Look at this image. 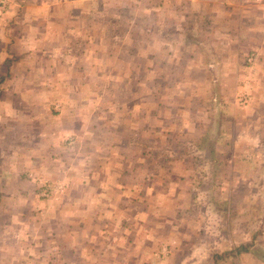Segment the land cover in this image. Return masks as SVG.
<instances>
[{"label": "crops", "instance_id": "crops-1", "mask_svg": "<svg viewBox=\"0 0 264 264\" xmlns=\"http://www.w3.org/2000/svg\"><path fill=\"white\" fill-rule=\"evenodd\" d=\"M7 1L0 0V12ZM9 1L10 8L5 12L7 20H0V151L6 149L5 155L0 152V158L4 156L5 164H10L19 156L14 146V138L31 140V144L34 141H43L44 148L49 153L44 158L46 165L44 171H47L45 173L47 177L43 183V188L48 194L42 199L48 203V210L54 211L49 221L55 220L57 225H61L57 227L55 222L44 228L42 235L45 236V242L43 241L42 247L37 246L41 251H38L37 247L36 250L34 247L11 248L12 260L6 264H16L13 260L15 258L18 264H97L101 260L87 259V252L97 236L108 235L99 231L101 228H92L89 223L93 219L100 220L101 217L108 222L105 224V232L108 228L113 232V226L125 229L130 226L127 220L136 218L142 230L136 236V241L126 234L127 231L119 234L121 240L127 242L125 246L121 244V252H129L135 248L139 252L150 254L154 250L153 246H150L151 236L149 233H143L146 232V224L158 221L157 216L162 212V196L165 195L160 189L163 178L158 177V168L152 167V164L146 167L144 163L145 157H155L159 151L157 148L147 147L140 142L141 140L157 141L161 139L159 136L163 135H169L171 138L174 130L177 131L179 125H183L185 148L170 149L166 151V156L181 155L188 160L189 155H195L199 150L204 153L202 147L204 143L199 142L195 146V135L193 131L191 132L193 129L191 125L202 122L198 134L199 139L205 141L210 139L207 133H203L205 129L215 126L217 132L224 130L230 133L227 135L230 139L228 143L234 145L241 137L239 130L243 121L247 120L249 125L252 123V126H255L253 134L245 133V138L250 139L252 136L253 140L250 142L248 157L261 154L257 147L263 135L256 128L264 126V120L260 119L257 122V125H260L257 126L254 114L255 108H264V101L259 98L258 103L255 101L254 104H257L251 109L247 102L248 94L241 93L239 86V75L243 70L242 59L245 58V47L241 46V43H253L254 27L249 24L247 28L246 23L247 18L250 22L248 13H252V10L257 13L261 8L258 6V0H153V3L152 0H143L144 2L141 1L140 4H137L138 0H114L112 4L117 5L116 7L107 4H110L107 11L113 13L110 21L99 17V10L95 5H85L84 2L87 0H60L55 4L50 0L44 3L43 0ZM79 1H82L81 5L77 3ZM95 1L98 6L104 4L103 1ZM213 1H216L217 5H212ZM78 5L79 9H76ZM139 6H144L149 20L145 21L142 18L144 9L140 11ZM175 6L181 7L178 12H175ZM129 9L134 16L136 15L131 19L136 21L137 25L126 21L127 19L120 15V11ZM169 9L170 12L177 13V16L163 15ZM202 10L210 12L209 15L203 16L206 25L203 26V30L206 34L211 31V34L195 40L194 33L201 31L193 27L192 17L195 12L202 13ZM85 11L89 14L88 23L77 28L73 24L78 22L80 14ZM233 14L239 19L233 20ZM118 21L123 27L124 33L120 34L122 36L113 32L114 23ZM258 21L262 23L261 26L257 25V30H264V20ZM224 23L230 25L226 26ZM146 27L152 31L161 30V35L154 37ZM166 28H171L168 34ZM39 29L42 32L41 39L49 46L46 47V51L34 53L32 42L33 38L36 39ZM243 29L246 33L242 32ZM67 42L71 48L67 47ZM140 42H144L142 48L134 44L139 43L141 46ZM28 43L27 47H17L18 44ZM62 44L65 45V49L60 47ZM117 45L133 47L134 57L143 61L140 65L143 71L146 65V50L150 52L148 57H151L153 50L159 55H166V63H175L171 69L169 68L168 73V79L173 77V81L169 85L165 83L167 86L163 87V82L156 77L157 71L154 68L153 78L157 83L148 85L146 89V83L144 81L141 83L139 70L137 89H128L127 84H124L125 80L120 81L118 78L121 77L120 71L109 66L110 60L124 57L118 53L116 57L113 56L114 50L111 47ZM248 53L255 54L249 51ZM256 55V58L260 59L258 51ZM148 73H151V70ZM104 77L106 79L103 84L108 85L107 78L112 79V82L123 86V91L130 92L132 99L109 101L104 98L103 93L99 96L101 88L106 92V88L98 83ZM261 80L264 81V77ZM3 92L13 93V98L7 101L8 98L4 97ZM146 92L153 93L154 99L150 103L145 101ZM143 96L144 98H141ZM178 97L184 98V102L181 103ZM107 110L111 114H106ZM119 110H124L125 114L120 115ZM147 110L150 113H147ZM230 110L234 113L231 116ZM209 111L212 115H207ZM227 120L228 126H225L226 123L223 122ZM228 127L231 129H226ZM3 132H8V135L4 136ZM178 137L182 139L180 135ZM5 138L12 142L10 149L3 148L1 139ZM134 139H137V142ZM29 157L21 169L28 171L25 172L27 178L33 177L28 174L42 163L36 160L38 156L33 152ZM178 166L177 164L176 168ZM186 169H189L188 165ZM13 170L15 169H10L11 172ZM11 172L0 166V180L2 177L5 178V186L9 188L16 184L11 180L16 175ZM245 182L250 187L260 184L259 181ZM262 184L264 188V179ZM197 185L194 178L187 180L186 186L189 188ZM216 187L222 194L223 183L218 180ZM177 195L180 200L179 191ZM220 199L221 197H214L213 203L218 206ZM184 200L187 207L185 209L176 207L174 210L176 214L183 211L186 215L191 214L189 206L197 202L210 205V200L200 202L194 196H186ZM232 202L234 203V199ZM15 214L16 212L11 213V222ZM170 218L172 217L167 220ZM182 218L184 217L181 216L179 219ZM216 219L220 220L219 214L216 215ZM87 220L88 224L82 222ZM2 223L3 220L0 221V224ZM170 225L172 223L165 225L160 223L152 232L153 238L162 235V228L167 229L169 227L165 226ZM206 227L193 226V230L196 228L205 237L217 236V242L211 243L209 249L213 253L217 252L215 253L217 255L221 254L220 246H217L221 242L218 237L221 232L218 228H211L209 225ZM187 228L189 230H185L187 233L184 244L188 248L189 244L190 246L192 244L193 236H188L191 230ZM7 230L10 232L6 234L13 232L9 228ZM262 234H264L262 230L249 231V238L246 241L224 249L223 255H230L225 253L232 251L235 255L241 253L249 258L251 264H264V258L256 254L258 249L256 239ZM104 238L108 240V237ZM246 242L249 246L241 249L240 245ZM199 246L205 249L203 240ZM112 249V245L107 246L106 257L110 258L106 261L114 264ZM182 250L187 251V254L193 251L192 247ZM156 252L157 250L152 256ZM142 258L138 257L136 264H147L151 256L148 258L146 256L145 260Z\"/></svg>", "mask_w": 264, "mask_h": 264}, {"label": "rangeland", "instance_id": "rangeland-1", "mask_svg": "<svg viewBox=\"0 0 264 264\" xmlns=\"http://www.w3.org/2000/svg\"><path fill=\"white\" fill-rule=\"evenodd\" d=\"M35 2H40L38 0H31ZM48 0H43L44 2H47ZM56 3L60 0H50V2ZM103 1L104 4H101L98 6L97 1H90L87 0L84 2L85 5L93 4L95 5L97 10H99V17L101 19H104L106 21H110V17L112 16V12L107 11V6L114 5L115 7L117 5L112 4L114 0H100ZM122 1V0H121ZM143 0H138L137 4H140V2ZM244 1V0H243ZM144 2V1H143ZM79 5L82 4V1L77 2ZM110 3L109 5H107ZM153 3V0H152ZM242 3V2H241ZM240 3V4H241ZM213 5H217L216 1L211 2ZM10 1L8 0L7 3L5 2L3 4V10L0 12V20L5 21L7 20V17L5 16V12L10 8ZM79 5L76 7V9H79ZM174 5V4H173ZM258 6L261 7L257 10V13L255 10H252V13H248L250 17L247 18L246 27L249 28V24H252L253 26V33H254V40L252 44H249L247 42L241 43V46L245 47L244 54L245 58L242 59V67L243 69L239 75V86L241 93L247 95V102L249 104V107L252 109V107H255L258 102V99L260 98L262 101H264V85H261L264 83V81L261 80V78L264 77V30H257V25L261 26V22L258 20H264V0H258ZM197 7V6H195ZM253 7V6H252ZM171 8V7H170ZM180 6H175L174 10L175 12H178L180 10ZM233 8V7H231ZM144 9V10H143ZM139 10H143V15L139 14L144 18V20H149L148 12L144 8V6H139ZM173 10V9H172ZM198 11V10H197ZM208 11V10H207ZM203 11L202 13L195 12L194 16L192 17L194 20V28H197L201 32L198 33L196 31L194 33L195 40L198 38H205L208 34H211V31L205 33L203 30V26H206L204 24L203 16L209 15L210 12ZM73 13V12H72ZM119 13V12H118ZM120 15L125 17L130 23H134V25H137V22L132 19L136 17L129 9L120 11ZM135 13V12H134ZM205 13V14H204ZM175 15L177 16V13H172L169 11L165 12L163 15ZM81 16L78 18V22L73 25L78 27L85 26L88 23L89 14L88 12H83L80 14ZM109 16V18H107ZM233 20H238L239 18L235 16L234 14ZM226 17H228V14H226ZM257 17V18H256ZM88 18V19H87ZM132 18V19H131ZM9 20V18H8ZM66 20V19H65ZM140 20V19H139ZM255 20L257 22L255 23ZM123 21V20H119ZM114 23V29L113 32L118 34V36L121 33H124L123 27L121 26L120 22ZM125 21V22H126ZM242 22V20H240ZM124 22V21H123ZM174 23V22H173ZM223 24V23H222ZM226 26L230 25L229 23H224ZM83 28V27H82ZM80 29V28H79ZM84 29V28H83ZM148 28L146 27V30ZM166 34H168L171 31V28H166ZM151 32V35L154 37H157L158 34H160L159 29H156V31H152V29H148ZM147 30V31H148ZM33 31H35V28H33ZM163 28V33L164 32ZM257 31V32H255ZM242 32L246 33V30L243 29ZM198 33V34H197ZM104 34V30H103ZM147 34H149L147 32ZM151 36V37H153ZM42 32L41 29L38 30V34L36 36V39L33 38L32 42V50L35 52H43L46 51V47L49 46L48 43L45 44V42L41 39ZM44 38V37H43ZM203 40V39H202ZM69 41V40H68ZM23 43V42H22ZM25 43V41H24ZM62 43V42H61ZM144 42L134 43L137 44L139 48H142ZM159 43V41H158ZM28 44H18L17 47H27ZM45 45V46H44ZM147 45V42H146ZM149 45V44H148ZM59 46V45H57ZM80 46V45H79ZM63 49H65V45H60ZM67 47L71 48L69 43L67 42ZM132 47V46H131ZM114 50V57H116L117 53L121 56L124 55L123 59L115 58V60L111 61L109 64L110 67H114L115 70L120 71L119 74H121V77H118L120 81L124 79V84H127V88L131 89H137V82L138 79L141 78V83L143 81L146 83V89L148 88V85H152V83H157V81H154L153 78V69L156 68V77L161 80L162 86L165 87L169 85L173 81V77H170V80L168 79L169 76V68L171 69V66H174L175 63L170 64V62L166 63V55L158 54L157 51L151 53V57H148L150 52L146 50L147 57L145 59L146 65L145 71H143V67L140 69V65L143 61L139 60L137 57H134L132 54L133 50L132 48H127V46H112L111 47ZM18 50V48H17ZM30 50V47H28V51ZM66 50H68L66 48ZM104 50V49H103ZM19 51V50H18ZM252 52L255 53L252 55ZM259 52L260 59L257 57L256 53ZM111 54V53H109ZM119 62V64H118ZM156 65V67H155ZM160 67V68H159ZM162 68V69H161ZM158 69V70H157ZM140 70V78H138ZM149 70H151V73H148ZM143 71V72H141ZM145 73V75H144ZM155 74V73H154ZM111 77V76H110ZM104 77L101 81L98 83L102 85L105 90L102 91V88L100 90V95L102 93L104 94V98L108 99L109 101L114 100H130L131 94L126 93L123 91V86L120 84H116V82H112V79L107 78V81L109 84H103ZM217 79V76L215 77ZM159 83V82H158ZM165 83L167 85H165ZM132 87V88H131ZM145 88V87H144ZM164 89V88H163ZM163 93V92H162ZM247 93V94H246ZM1 94V93H0ZM138 92L136 93V95ZM153 93H147L145 94V101L147 103H150L154 98L152 96ZM218 94V93H217ZM4 97L7 96L8 100L10 101L13 98V93L10 94V92H6V94L3 92ZM103 98V97H102ZM103 98V99H104ZM141 98H144L141 97ZM137 100V97L135 98ZM181 103L184 102L183 99L177 98ZM257 102L254 104V102ZM251 104V105H250ZM209 106H207V109ZM257 107V106H256ZM255 119H256V125L257 122L260 119L264 120V108H255ZM152 110V109H151ZM120 115L125 114L124 110H119ZM252 111V110H251ZM106 112V111H105ZM123 112V113H122ZM250 110H248V113ZM147 113H150L147 110ZM168 113V112H167ZM105 114V113H103ZM106 114H111V112H106ZM137 113L135 112L134 115ZM229 114V113H228ZM234 114L233 111L230 110V116ZM245 114V112H244ZM132 115V113H130ZM207 115H212L211 111L207 112ZM240 115V114H238ZM209 117V116H208ZM223 117V115H222ZM241 117V116H240ZM239 118V117H238ZM225 126H228V120ZM247 124V125H246ZM2 124V130L3 129ZM202 122L195 123L194 125H191V132L193 131V135H195V146L196 144L204 143V153H201V150L197 152V154H191L189 155L188 160H185L183 156L181 155H171L166 156V151L174 148L182 149L184 147L185 138H184V128L183 125H179V128L177 131L174 130V133L172 137L170 138L168 136H159L161 139H158L157 141L154 140H147L140 141L147 147L151 148H157L158 149V155L154 156H148L145 157V165L146 167H149V165L152 164V167L155 166L159 170L158 177L163 178L162 185H160V189L162 193L165 196L163 197V203L162 206V212L158 214L157 220L153 223L146 224V232L143 234H148L151 236L152 243L150 246H153L154 250L148 253L139 252L137 250L132 249L129 250V252H121L122 247L121 244L123 243L124 246L127 242L125 240H121V237L119 234L124 231H127L126 234H129V237L132 238L134 241H136V236L139 232L142 230L141 224H138V220L136 218H133L131 220H127V223L130 224L129 227L123 229L119 226L115 227L113 226L114 231L110 232V228H108V231L105 232V224L108 222L105 220H102L104 218L101 217L100 220H92L91 223L89 221H82L86 222L87 224H91L92 228L99 229V231H102L103 234H106L108 236H97L96 240L92 242L90 250L87 252V259H99L97 264L102 263H108L106 260L110 257L107 256V246L112 245L113 246V260L114 264H123L124 262L126 264H136V260L138 257H143L144 259L146 256L149 258V262L147 264H251V261L249 258L241 255H235L234 253H231L230 255H223L220 258L216 259L213 257V253L209 247L215 242H217L218 238L217 236H203L200 231L196 230V228L193 230L194 227H206V225H209L211 228H218L221 234H219L220 238V245L217 244V246H220L219 253L222 254V251L224 249H227L229 247H232L234 245H239L241 241H246V239L249 238V231H257L262 230L264 231V188L262 187V182L264 179V126H260L259 128H256L261 135H263L262 139L259 141V146L257 147L261 154L259 156H250L249 147L253 140L245 138L248 133L254 132L255 126H252V123L249 125V121L244 120L242 123V126L239 130L240 132V138L237 139L233 145V143L229 144V140L227 138V135L230 133L225 132L224 130L222 132H217V128L211 127L210 129H205L203 133H207L210 136V139L202 140L199 139L200 134H198V129L201 128ZM258 124L257 126H259ZM167 126V124L165 125ZM253 127V128H252ZM167 128V127H166ZM170 129L169 127L167 128ZM226 129H231V127H228ZM165 132V131H164ZM231 132V130H230ZM168 133V132H166ZM198 134V135H197ZM3 135H8L7 133L3 132ZM180 135L181 138L178 137ZM157 136V134H156ZM155 136V137H156ZM177 137V138H176ZM3 148L10 149L11 147V141L9 139H1ZM135 142H137V139H134ZM232 141V140H231ZM14 146L17 148V153L19 156H17L16 159H13V163L5 164L6 160L4 159V156L0 158V166L3 167L5 170L10 171V169H15L11 173H14L16 176L13 177L11 180L14 181L16 184L13 185V187L9 188L8 186H5L4 179L2 177V180H0V221L3 220L4 223L0 224V264H6L11 259V248L15 247H22L27 249H34L36 250V247H42L43 241L45 242V236H43L42 232L44 231V228L50 224L52 225L55 223V220H51V217L53 215L54 211L48 210V203L46 200H43L45 194H48L46 192V189L43 188V183L45 182V179L47 177V174H45L47 171H44L46 168L45 165V155L48 152L46 148H44L43 141H34L33 144H31V140H19V139H13ZM251 142V143H250ZM205 143H209L206 145ZM156 146V147H154ZM161 146V147H159ZM185 148V147H184ZM6 149H1V153L5 155ZM34 153L38 158L36 160L42 161V163H39L40 166L33 172H30L28 176H31V178H27L25 175V172L28 171L21 170L23 166L26 165L27 160L30 158L29 156L31 153ZM174 153H178L175 152ZM172 154V153H171ZM247 155V157H246ZM31 160L33 159V155L31 156ZM53 158V157H51ZM250 161V162H249ZM28 163H32L29 162ZM177 164L179 165L177 168ZM247 164H252L248 165ZM254 164V165H253ZM186 165H188L189 169H186ZM8 173V172H7ZM7 173H3V175H6ZM193 176V177H192ZM174 177V178H172ZM1 178V177H0ZM34 179V181H31V179ZM191 178H194L196 180L197 186H194L193 188H189V186H186L187 180H191ZM199 180V182H198ZM218 180L223 183L222 191L223 193H219V189L216 187V184L218 183ZM259 181V186L256 187H250V185L247 184L245 181ZM168 181H171L169 183ZM240 183V184H239ZM245 183L247 185H245ZM221 185V184H220ZM189 188V189H188ZM188 189V191H186ZM57 190V189H56ZM181 194V198L179 200V197L177 193ZM52 195V194H50ZM39 196V197H38ZM186 196H194L197 198V201H207L210 200L209 204L204 203H196L194 205L189 206V211L187 215L185 212L177 213L174 212L176 207H180V209H185L187 207V204L185 203V197ZM214 197H221L220 203L217 206L213 203ZM13 199V200H12ZM234 199V203L232 200ZM161 209V208H160ZM15 217L13 222L10 220L11 213H15ZM179 214V215H178ZM220 215V220L217 221L216 215ZM157 215V213H155ZM170 220L168 221L167 218L169 217ZM184 217L182 219H179L180 217ZM193 220H192V219ZM91 220V219H90ZM168 221V222H167ZM165 225L166 223H172L170 226H165L169 228H162L161 232L162 235H158L156 239L153 238L152 232L155 230V228L158 227V225ZM106 224V225H107ZM61 224L56 226H60ZM190 228V235L193 236L192 244L187 248L184 244L186 239V233L185 230ZM10 229V234H6L10 232L7 229ZM88 228V226H87ZM189 230V229H188ZM6 234V235H4ZM103 237V238H102ZM104 237H108V240H104ZM125 239V237H124ZM181 240L183 241L181 243ZM201 240L204 242L205 249H202V246H199L201 243ZM213 240V242H212ZM229 240H232L229 242ZM258 241V249H257V256H260L262 259L264 258V234L259 235L256 239ZM108 241V243H107ZM200 242V243H199ZM129 244V243H128ZM127 244V245H128ZM208 248H206V245ZM13 246V247H12ZM93 247V248H92ZM127 247V246H126ZM192 247L193 251H189V254H187V251H183L182 249H189ZM209 249V250H208ZM38 251H41L40 248L37 247ZM157 250L156 254L153 255L154 251ZM26 252H24L25 254ZM110 253V252H109ZM29 256V254L26 253V256ZM84 255V254H83ZM13 256V255H12ZM27 256V257H28ZM15 257V256H13ZM41 257V255L39 256ZM19 259V257H18ZM124 259V261H123ZM16 264H18V260L15 258L13 259ZM145 260V259H144ZM87 262V261H86ZM138 262V261H137ZM24 264V263H23ZM262 264V263H260Z\"/></svg>", "mask_w": 264, "mask_h": 264}, {"label": "trees", "instance_id": "trees-1", "mask_svg": "<svg viewBox=\"0 0 264 264\" xmlns=\"http://www.w3.org/2000/svg\"><path fill=\"white\" fill-rule=\"evenodd\" d=\"M248 246H249L248 242H246V243L240 245L241 249H245V248H247ZM231 253H233V252H232V251H228V252L225 253V254H231ZM215 255H216V256H215ZM215 255H214L215 258L217 259V258H220V257L223 255V253H222V254H219V255H217V254H215Z\"/></svg>", "mask_w": 264, "mask_h": 264}]
</instances>
